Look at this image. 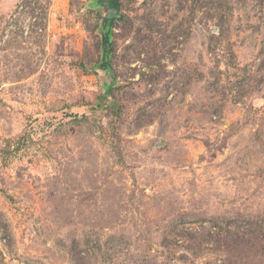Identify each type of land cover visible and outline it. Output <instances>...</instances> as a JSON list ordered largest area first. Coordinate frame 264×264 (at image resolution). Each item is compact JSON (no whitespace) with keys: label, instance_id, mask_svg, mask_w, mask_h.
<instances>
[{"label":"rangeland","instance_id":"374dc122","mask_svg":"<svg viewBox=\"0 0 264 264\" xmlns=\"http://www.w3.org/2000/svg\"><path fill=\"white\" fill-rule=\"evenodd\" d=\"M92 1L0 0V264H264V0H120L111 78Z\"/></svg>","mask_w":264,"mask_h":264},{"label":"water","instance_id":"95a60500","mask_svg":"<svg viewBox=\"0 0 264 264\" xmlns=\"http://www.w3.org/2000/svg\"><path fill=\"white\" fill-rule=\"evenodd\" d=\"M97 3L100 7L107 6L108 12L107 15L103 18L102 21V64L101 68H105L106 74H108L109 78H111L112 73L110 71V67L108 65V61L110 59L109 55V45H110V32L113 26L123 20V15L121 13V1L120 0H97ZM113 80V79H112ZM109 88L110 85H107Z\"/></svg>","mask_w":264,"mask_h":264},{"label":"trees","instance_id":"16d2710c","mask_svg":"<svg viewBox=\"0 0 264 264\" xmlns=\"http://www.w3.org/2000/svg\"><path fill=\"white\" fill-rule=\"evenodd\" d=\"M97 3V0H93L92 1V3L89 5V7L91 8V9H98V7L100 8V6L99 5H97L96 4ZM96 5H97V7H96ZM112 39H113V28H112V30H111V32H110V42H112ZM227 236H228V238L229 239H231L230 237H231V234L230 233H228L227 234ZM236 237V236H235ZM218 243H219V241H218ZM230 243H234V244H236L237 245V242L235 241H231ZM226 248H228V249H226V251L225 252H228L229 253V251H230V249H229V246H226ZM234 249H235V247H234Z\"/></svg>","mask_w":264,"mask_h":264}]
</instances>
